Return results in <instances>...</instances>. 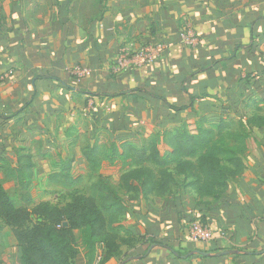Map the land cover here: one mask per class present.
I'll return each instance as SVG.
<instances>
[{"label":"crops","instance_id":"obj_1","mask_svg":"<svg viewBox=\"0 0 264 264\" xmlns=\"http://www.w3.org/2000/svg\"><path fill=\"white\" fill-rule=\"evenodd\" d=\"M81 3L0 0V74L10 71L0 81V158L15 167L22 149L31 155V186L62 187L47 176L66 160L75 175L89 169L87 147L106 153L114 141L142 145L199 118L224 120L231 130L241 125L244 169L219 201L205 205L211 197L199 196L185 174L169 193L127 200L121 235L138 239L105 264L128 257L123 264H206L200 254L182 256L212 247L248 252L219 264H264V0H90L93 15L80 14ZM183 20L197 38L191 47L178 36ZM128 43L164 48L152 64L113 70L118 47ZM75 67L89 72L78 78ZM102 160L97 174L104 176ZM0 181L23 191L1 169ZM194 218L212 228L209 243L188 237ZM75 234V264H86ZM0 264L19 262L3 257Z\"/></svg>","mask_w":264,"mask_h":264},{"label":"trees","instance_id":"obj_2","mask_svg":"<svg viewBox=\"0 0 264 264\" xmlns=\"http://www.w3.org/2000/svg\"><path fill=\"white\" fill-rule=\"evenodd\" d=\"M115 95L118 94L111 96ZM246 137L247 131L241 125L238 130H231L224 120L208 122L199 118L193 123L182 122L158 132L142 145L114 141L106 153L95 145L87 147L83 156L90 173L98 172L101 159L110 163L119 160L126 169L116 183L98 174L92 186L94 195H85L76 187L81 177L71 172L70 161L66 160L64 168L47 176L49 181L69 190V201L61 206L39 201L28 208L23 202L30 200L9 193L0 181V234L5 227L13 234L19 264H75L79 254L75 234L78 230L85 263L105 264L120 256L121 245H133L138 239L129 233L126 237L121 235L127 200L138 195L169 193L175 176L185 174L191 178L188 185L199 196L211 197L212 201L205 205L219 201L229 179L244 169L241 156ZM21 150L17 153V166L8 167L0 158V169L21 190L28 191L33 164L31 155ZM64 222L67 224L63 225ZM152 243L157 244L151 241L149 245ZM203 250L219 252L223 249ZM183 254L185 252L176 251L178 257ZM227 256L200 255L206 264H219Z\"/></svg>","mask_w":264,"mask_h":264},{"label":"rangeland","instance_id":"obj_3","mask_svg":"<svg viewBox=\"0 0 264 264\" xmlns=\"http://www.w3.org/2000/svg\"><path fill=\"white\" fill-rule=\"evenodd\" d=\"M97 10V8H91L90 0H82L79 12L83 15H93L97 13ZM102 161L103 164L101 166V170L103 173L106 174L104 176L108 177L109 182L116 183L120 175L126 169V167L122 163H110L105 159H103ZM77 174H79V176L81 177L77 187L78 190L85 195H94L92 186L96 182L98 174L90 173L89 169H84ZM8 191L10 193L12 192L13 194L25 196V198L30 201H24L23 204L26 207L30 208L37 201L43 198H47L48 201L52 204L61 206L68 199L69 190H64L62 187L59 186H37V184H35L30 186L28 191L23 190L20 193H14V189L11 188V186L8 188ZM5 249H7L6 252ZM3 257L10 259L13 262L14 260L18 261L16 252V240L10 230H7L5 233L0 234V261Z\"/></svg>","mask_w":264,"mask_h":264},{"label":"built area","instance_id":"obj_4","mask_svg":"<svg viewBox=\"0 0 264 264\" xmlns=\"http://www.w3.org/2000/svg\"><path fill=\"white\" fill-rule=\"evenodd\" d=\"M110 30V28H108ZM178 36L181 43L185 46H193L196 43V35L192 25L183 20L182 26L178 31ZM164 48L163 43H149L143 44L134 48L132 44H121L118 47L117 54L114 61L113 70L122 69L126 67H139L145 64H152L160 56ZM88 70L84 67H75L73 73L78 77H83L88 74ZM10 71H5L0 74V81L9 77ZM186 232L188 237L199 245H205L214 238L212 228L204 225L199 219L194 218L186 224ZM224 235V233H220Z\"/></svg>","mask_w":264,"mask_h":264},{"label":"water","instance_id":"obj_5","mask_svg":"<svg viewBox=\"0 0 264 264\" xmlns=\"http://www.w3.org/2000/svg\"><path fill=\"white\" fill-rule=\"evenodd\" d=\"M67 223L64 222L63 225H66ZM248 252L244 251V250H238V249H231V250H222L219 252H210V251H204V250H193L191 252H188L187 254L183 255V258H186L187 256L193 255V254H200L203 256H207V257H218V256H222V255H234V254H246ZM133 257H128L124 260H122L121 262H119L118 264H123L124 262L131 260Z\"/></svg>","mask_w":264,"mask_h":264}]
</instances>
